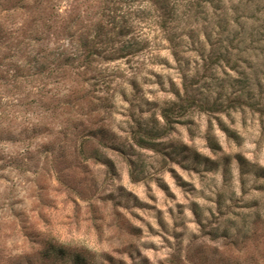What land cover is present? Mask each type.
I'll return each instance as SVG.
<instances>
[{"label": "rangeland", "instance_id": "obj_1", "mask_svg": "<svg viewBox=\"0 0 264 264\" xmlns=\"http://www.w3.org/2000/svg\"><path fill=\"white\" fill-rule=\"evenodd\" d=\"M157 8L0 0V264H264V0Z\"/></svg>", "mask_w": 264, "mask_h": 264}, {"label": "trees", "instance_id": "obj_2", "mask_svg": "<svg viewBox=\"0 0 264 264\" xmlns=\"http://www.w3.org/2000/svg\"><path fill=\"white\" fill-rule=\"evenodd\" d=\"M154 4L158 7L157 9H160L162 13L165 15L162 20V25L166 23V20L168 16L172 17L173 19L181 15L184 17L185 15L187 17L190 16V13L193 8L201 7L203 3H210L212 0H153ZM179 13V14H178ZM185 16V17H186ZM88 53L94 54L97 53L92 47L88 49ZM65 61L68 60V58L64 59ZM164 114H168V109H164Z\"/></svg>", "mask_w": 264, "mask_h": 264}]
</instances>
